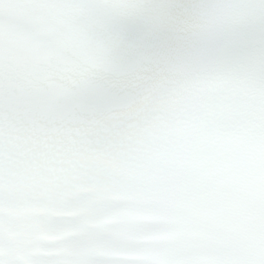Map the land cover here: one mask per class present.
<instances>
[{"label":"snow or ice","instance_id":"1","mask_svg":"<svg viewBox=\"0 0 264 264\" xmlns=\"http://www.w3.org/2000/svg\"><path fill=\"white\" fill-rule=\"evenodd\" d=\"M0 264H264V0H0Z\"/></svg>","mask_w":264,"mask_h":264}]
</instances>
